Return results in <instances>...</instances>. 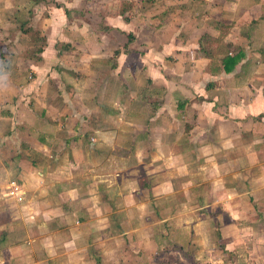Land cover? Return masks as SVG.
I'll return each mask as SVG.
<instances>
[{"label": "crops", "instance_id": "obj_1", "mask_svg": "<svg viewBox=\"0 0 264 264\" xmlns=\"http://www.w3.org/2000/svg\"><path fill=\"white\" fill-rule=\"evenodd\" d=\"M123 1L2 0L0 176L28 203L0 196V264H180L264 222V0H166L149 39Z\"/></svg>", "mask_w": 264, "mask_h": 264}, {"label": "rangeland", "instance_id": "obj_2", "mask_svg": "<svg viewBox=\"0 0 264 264\" xmlns=\"http://www.w3.org/2000/svg\"><path fill=\"white\" fill-rule=\"evenodd\" d=\"M41 1V0H39ZM135 0H126L123 1L121 4H119V8L118 11L119 13L124 12V11H128L131 7L132 4H134L133 8L131 10L132 11V15L133 14H145V16H143V20H142V24H143V28L145 29L143 32L142 30V35L144 34L145 37H150L153 35V32L155 31V29L153 30V28L151 29L150 26H154L156 25V21L154 20V18L158 15V13L160 14V12L158 11L160 8H164L165 6V2L166 0H139L142 3H135ZM43 3V1H42ZM57 4V2H55ZM60 4V3H58ZM164 5V6H163ZM59 6V5H58ZM118 6V5H116ZM17 7L20 6H13L11 7L10 5H6L2 2V0H0V14L4 13L8 16L12 15L11 10L12 9H16ZM23 9L25 8H31L30 5H26V6H22ZM86 6L85 8H83L84 11H86ZM116 8V7H115ZM164 12H169L167 9H164ZM74 16H78V14H74ZM87 18V17H85ZM83 20H85L83 18ZM161 23L162 20H161ZM11 29H16L17 28H12ZM150 32V33H149ZM132 36H129V38ZM202 37H208V40L211 41L210 45H213L216 41H213L216 38V36H212L210 35V33H204V35L201 36ZM118 38V36L116 37ZM200 38V40H201ZM215 38V39H212ZM132 38H130L129 40H131ZM149 39V38H148ZM120 41L121 42H125L123 37H120ZM208 41V44H209ZM6 42V40H5ZM2 44V43H1ZM6 44V43H5ZM142 44H144L142 42ZM210 45L208 46V48L210 50L215 51L214 47H210ZM201 47V46H200ZM202 50V48H200ZM203 51V50H202ZM117 52V51H115ZM203 53H205L203 51ZM116 54H114L112 57H115ZM4 58V57H3ZM3 59L0 60V67L3 64ZM1 85V84H0ZM120 86H118L117 92L119 91ZM4 94L0 96V101L3 103V101L6 99V102H10V100H14V96H12V93H7L6 92V87H4ZM126 91H122V94H124L125 96ZM126 97V96H125ZM116 100H112L114 101L115 105L117 107H123V105L126 103V99L125 98H121V95H118L115 97ZM110 102L109 104L113 103ZM12 172H9L8 176H0V196H2L3 198H12L14 201L16 202H20V203H28V201H26V196H27V191L26 188L24 186V184L17 180L16 177L11 175ZM14 181L17 184L18 187V192L11 195L9 194L8 188H9V184L10 182ZM5 191V192H4ZM4 192V194H3ZM9 195H8V194ZM1 197V198H2ZM11 199V200H12ZM26 199V200H25ZM10 200V201H11ZM260 225H257L253 230H247L245 229L244 231L246 232V240H245V244L243 246V251L241 253H246V255H241L240 252H229L227 250H225L224 248V244L219 245V242H222L221 239H219V233L218 236L216 234L217 240L219 239V242L217 244L216 241V245L214 246V252L212 253V258H207V259H203V260H188L185 259L183 261H181L180 264H264V222H259ZM219 232V231H218ZM256 244V245H254ZM252 249L255 251V253L250 254V252L252 251ZM198 250H200V248H198ZM200 254V252H199ZM201 255V254H200ZM199 256V255H198ZM210 257V256H209Z\"/></svg>", "mask_w": 264, "mask_h": 264}, {"label": "trees", "instance_id": "obj_3", "mask_svg": "<svg viewBox=\"0 0 264 264\" xmlns=\"http://www.w3.org/2000/svg\"><path fill=\"white\" fill-rule=\"evenodd\" d=\"M212 39H215V38H212ZM208 41H209L208 40V37H202L201 40H200V46H201L200 48H202V50L205 52V55H207L208 57H212V55H214V51L213 50H210L208 48V46L210 45V42H211V41H209V44H208ZM213 41H216L217 42L218 39H215ZM114 53L116 54L117 52H114ZM238 57L227 56L226 58H224L223 59L224 60L223 63H224L225 70H229L230 69V66H232V64H234L235 61H237L239 59ZM229 64H230V66H229Z\"/></svg>", "mask_w": 264, "mask_h": 264}, {"label": "built area", "instance_id": "obj_4", "mask_svg": "<svg viewBox=\"0 0 264 264\" xmlns=\"http://www.w3.org/2000/svg\"><path fill=\"white\" fill-rule=\"evenodd\" d=\"M8 186H9L8 190H10L9 194L13 195V194L18 192L17 184L14 181L10 182V184Z\"/></svg>", "mask_w": 264, "mask_h": 264}]
</instances>
